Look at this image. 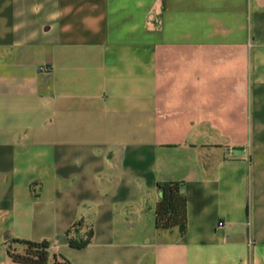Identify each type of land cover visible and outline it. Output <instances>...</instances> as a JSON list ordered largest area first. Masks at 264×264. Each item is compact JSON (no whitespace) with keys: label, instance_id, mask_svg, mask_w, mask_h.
I'll use <instances>...</instances> for the list:
<instances>
[{"label":"crops","instance_id":"obj_1","mask_svg":"<svg viewBox=\"0 0 264 264\" xmlns=\"http://www.w3.org/2000/svg\"><path fill=\"white\" fill-rule=\"evenodd\" d=\"M159 182L184 235L155 228ZM15 240L264 264V0H0V264Z\"/></svg>","mask_w":264,"mask_h":264},{"label":"trees","instance_id":"obj_2","mask_svg":"<svg viewBox=\"0 0 264 264\" xmlns=\"http://www.w3.org/2000/svg\"><path fill=\"white\" fill-rule=\"evenodd\" d=\"M159 200L155 207V228L168 230L177 228L180 235H184L187 227L186 199L180 191L177 182H159L156 184ZM12 243L21 246L22 250L16 252L9 249V257L19 264H48L49 253L47 243H37L25 240H15ZM70 246L80 249L85 244L69 242ZM53 264H69L61 256H54Z\"/></svg>","mask_w":264,"mask_h":264},{"label":"built area","instance_id":"obj_3","mask_svg":"<svg viewBox=\"0 0 264 264\" xmlns=\"http://www.w3.org/2000/svg\"><path fill=\"white\" fill-rule=\"evenodd\" d=\"M36 187H37V186H35V185L32 186V190H33L34 192H35V190H36ZM217 226L220 228V227L223 226V223H222V222H219Z\"/></svg>","mask_w":264,"mask_h":264},{"label":"water","instance_id":"obj_4","mask_svg":"<svg viewBox=\"0 0 264 264\" xmlns=\"http://www.w3.org/2000/svg\"><path fill=\"white\" fill-rule=\"evenodd\" d=\"M236 153H238V152H236Z\"/></svg>","mask_w":264,"mask_h":264}]
</instances>
